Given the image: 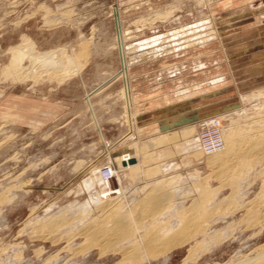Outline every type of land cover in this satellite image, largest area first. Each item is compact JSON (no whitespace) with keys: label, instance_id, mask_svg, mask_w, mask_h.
<instances>
[{"label":"rangeland","instance_id":"rangeland-1","mask_svg":"<svg viewBox=\"0 0 264 264\" xmlns=\"http://www.w3.org/2000/svg\"><path fill=\"white\" fill-rule=\"evenodd\" d=\"M29 44L38 52L61 48L79 70L51 80L5 76L14 55L25 62ZM14 46L15 54L8 51ZM262 108L264 0H0V194L6 197L0 249L6 264L19 257L32 264L51 257L60 264L89 256L91 263H119L118 255L99 256L97 248L73 254L63 241L35 238L24 226L30 215L50 217L70 207L68 216L96 217L111 200L124 212L152 211L154 205L145 203L155 195L152 189L168 182L178 208L203 197L194 182H207L218 199L234 201L226 196L231 188L206 163L210 154L197 144L213 139L216 128L248 126L264 116ZM132 144L138 166L107 177V167ZM255 176L244 179L235 202L261 195ZM10 186L16 196L8 202L4 188ZM241 207L227 218L237 222ZM239 227L225 230L230 233L223 243L188 264L252 256L264 242V225ZM187 248L176 246L141 264H181Z\"/></svg>","mask_w":264,"mask_h":264},{"label":"bare ground","instance_id":"bare-ground-1","mask_svg":"<svg viewBox=\"0 0 264 264\" xmlns=\"http://www.w3.org/2000/svg\"><path fill=\"white\" fill-rule=\"evenodd\" d=\"M22 41H27V38L23 36ZM18 46L10 47L8 51L15 54L16 50L19 49ZM25 53L26 59L24 63L18 61L15 58L16 55H14L10 66L5 71V76L8 74H12L22 79L45 78L47 80H51L54 78L65 77L69 74V72L79 70V65L76 64L72 58L66 56L61 48L57 50L51 49L45 52H38L36 50H33L32 46L29 44L26 46ZM254 95L255 94H253V97ZM259 96L262 95L260 94ZM254 106L258 107V105L255 104L253 105V107ZM261 107H263V104L260 105L258 109H260ZM261 110L263 111L264 109L262 108ZM261 110H259L260 114L262 112ZM257 116L259 117L252 122L250 121L251 123L246 121L247 123H249V125H246V127H243L242 129L240 127H231V125H229V127L225 128L224 130L221 128L222 130L220 131L219 138L221 146L216 150L205 153L203 148L197 144L198 151H200L203 155L210 154L207 158L206 163L209 165V167L217 170L216 176L218 177V179L220 178V180H223L226 186L231 188V191L229 192L230 194L226 195L231 199L229 197H227V199L229 198L230 200H232L233 198L236 200L240 198V185L242 186V183L246 181L244 179L248 177V174L253 173L258 176L259 179H261V195H258L259 197L255 198V201L252 198L253 202H248L250 201L248 200V203H243L241 199V202L238 201V203L240 202L239 206L238 203L235 202V200L229 202V200H224V198L218 199L216 197V193L218 192L215 193L211 189L209 190L207 182H194L197 184L196 191L198 196L200 197V195L204 193L202 194L203 197L200 201L190 202V204H188L189 206L182 207L183 205H181V207L178 208V206L180 205L175 202L174 198L176 189L173 188L171 190L167 188V186H171L173 183L168 182L169 184L163 183L157 185L152 189L155 195L145 202H150L154 205V210L152 211L149 209L150 211L146 212L145 208L143 210L144 212H141L139 209H137L138 213L133 211L134 214L131 211L124 212V210L121 211V203L112 201L111 199L110 201L108 199L110 201H108L109 203H105L98 207L100 210L98 211L101 214H98L99 216L96 217L87 216V214L89 215L91 213L86 214L84 211V213H82L80 209L79 211L81 213L68 216L69 214L67 211L70 209V207H65L53 212L50 217L46 216L33 218L32 215H30L24 221V226H28V228L33 229V232H35L33 236L37 239L48 242L50 241L54 244L61 241L65 242L66 245L63 248H70L69 250H71L73 254H78L84 251L87 252L89 250L91 252V249L97 248L99 256L107 253L118 255L120 260L119 263L116 264H141L151 259H155L158 256H163L166 254V252L170 251L171 248L173 249L176 246H181L182 244L186 243L188 244V248L181 264H188L195 258L198 259V257L202 254L209 253L218 245L223 243V240L226 238V236H228L227 234L230 233H226L227 231L225 230L233 228L234 231V229L236 230V228L234 227H237L238 229L239 226H241L242 228L244 226V228L246 227L247 229L253 227H261V229H263L264 116L262 114ZM186 142L187 144L189 143V141ZM143 148V146L140 148L141 152H143ZM126 149L127 150L125 152H127V154H121L118 158L117 163L115 165L109 166V169L113 173L114 177L117 176L118 168L130 169L133 167L136 168V166H138L136 158L132 156L133 144L128 146ZM130 159H135V163L128 164V160ZM246 179H249V177ZM19 186L20 185H18V187ZM26 187L22 186V188L27 191V188L31 187V185L27 188ZM12 188L14 187L10 186L11 190H9L8 188H4L5 192L3 191L5 194L7 193L9 195L7 197L8 202H11L16 196V194L12 192ZM22 188H17V190ZM241 189L243 188L241 187ZM111 194L115 195V193L113 192H111ZM97 195L98 194H92L91 198L96 197ZM226 196L224 197L226 198ZM115 198L119 199V197ZM5 200L6 197H3V195L0 194V203ZM89 201L91 200L89 199ZM233 202L234 205L236 203L238 207H241L242 204V207L239 208L242 211L241 218H239L238 221L236 220L237 222H235V218L233 217V215L230 214L229 218H227L226 216V214L228 215L229 211L230 213H232V210H234V212H236L235 210H238V207L237 209H235L236 206L234 208L233 204H230ZM228 204L233 208L228 209ZM145 205L146 204H144V206L141 205L140 209L141 207L144 208ZM97 206H95L94 208L96 209ZM33 209L34 206L32 207V210ZM88 211L91 212L89 209ZM168 213H171L173 215H169L167 218L166 215H168ZM169 217L171 218V220L169 219ZM173 219L175 221L174 223L171 222ZM30 233H32V231ZM2 251L5 250L0 249V264H6L9 260L7 258H3L4 252ZM40 251L42 250H39L37 253L39 254ZM252 252V256L242 255L241 257L239 256L238 258L232 261L230 260L224 264H264V242L261 245L257 246ZM89 257L82 261L79 260L80 262L76 259L75 261L67 260L60 264H98L97 261L91 263ZM49 258L51 257L43 258L40 264H53L49 261ZM32 262L24 260V258L20 257L18 261H16L17 264H32ZM213 264L219 263L214 262Z\"/></svg>","mask_w":264,"mask_h":264},{"label":"built area","instance_id":"built-area-1","mask_svg":"<svg viewBox=\"0 0 264 264\" xmlns=\"http://www.w3.org/2000/svg\"><path fill=\"white\" fill-rule=\"evenodd\" d=\"M218 121L214 120L211 125L214 126V130L217 126ZM218 128H216V132H215V136L213 139H209L204 141V143L202 145H200V147L203 148V150L205 151V153H209L210 151L216 150L217 148H220L221 144H220V133L218 132ZM106 175H108L107 177L112 175V172L110 171L109 167H107L106 170Z\"/></svg>","mask_w":264,"mask_h":264},{"label":"crops","instance_id":"crops-1","mask_svg":"<svg viewBox=\"0 0 264 264\" xmlns=\"http://www.w3.org/2000/svg\"><path fill=\"white\" fill-rule=\"evenodd\" d=\"M11 109H13L12 112L16 115V120L19 119V121H20V119H22V116H19V114H21V113L17 110L16 106L12 107ZM16 112H17V113H16ZM22 113H23V112H22ZM1 114H2V112H1ZM23 119H24V117H23Z\"/></svg>","mask_w":264,"mask_h":264},{"label":"water","instance_id":"water-1","mask_svg":"<svg viewBox=\"0 0 264 264\" xmlns=\"http://www.w3.org/2000/svg\"><path fill=\"white\" fill-rule=\"evenodd\" d=\"M133 163H135V159L128 160V164H133ZM123 165H125V164H123Z\"/></svg>","mask_w":264,"mask_h":264}]
</instances>
